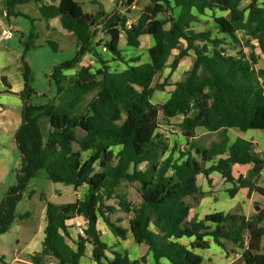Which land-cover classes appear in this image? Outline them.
I'll return each instance as SVG.
<instances>
[{"label":"trees","instance_id":"16d2710c","mask_svg":"<svg viewBox=\"0 0 264 264\" xmlns=\"http://www.w3.org/2000/svg\"><path fill=\"white\" fill-rule=\"evenodd\" d=\"M31 1L43 19H58L75 37L77 49L72 59L53 67L49 79L55 95L44 103L32 101L37 93L22 62L24 87L18 95L23 108L14 135L21 165L11 195L0 203V234L16 217L20 190L44 170L48 180L75 190L85 186L86 191L69 203L45 200L41 249L29 254L30 264H79L87 245L95 264L144 263L145 255L130 259L125 249H116L127 237L146 245L154 264H201L202 257L193 250L208 249L211 243L225 251L230 243L243 264H264V205L248 215L236 210L189 218L203 194L196 184L200 173L208 180L211 172L220 173L232 183L230 197L246 188L248 195L264 198L259 185L264 183V154L255 152L251 141H230L227 134L230 128L264 130V66L256 67L260 57L264 63V0H249L244 7L242 0H149L135 21L129 20L127 9L110 14L100 5L88 13L76 0H6V16L16 14V5ZM135 1L122 4L130 8ZM98 31L107 38L94 44ZM239 31L257 39L260 55L243 50ZM121 33L133 48L140 46L142 36L152 37L146 61L125 58L118 47ZM100 45L125 67L111 70L100 55L98 68L81 66L66 73ZM191 52L194 59L183 78L172 84L166 100L154 103L155 90L164 86L152 85L155 76L165 67L170 75ZM44 116L50 125L46 137L39 124ZM176 117L184 149L176 142L169 147L161 127ZM197 128L219 137L200 145ZM234 164L251 167L235 178ZM129 185H134L137 198L125 189ZM77 216L85 229L84 236L72 240L73 247L66 239L69 221ZM103 225L116 238L111 246L102 238Z\"/></svg>","mask_w":264,"mask_h":264},{"label":"rangeland","instance_id":"374dc122","mask_svg":"<svg viewBox=\"0 0 264 264\" xmlns=\"http://www.w3.org/2000/svg\"><path fill=\"white\" fill-rule=\"evenodd\" d=\"M78 1L84 12L95 13L102 5L107 12H115L117 10L129 11V20L135 18L140 10L149 2V0H137L134 6L130 8L123 6V0H76ZM121 1V2H120ZM6 0H0V32L6 28L11 32L10 38L0 42V73L7 74L13 78L17 71L21 72L22 62H26L30 71V85L37 93L32 95V101L36 103H44L52 99L55 95V86L49 75L55 65L70 60L75 56L77 45L75 37L64 30L58 21L54 22L56 28H47L48 21L43 19L37 9L36 4L26 2L18 4L14 7L16 14H6ZM249 0H242L241 7L247 5ZM117 9V10H116ZM104 10V11H105ZM105 11V12H106ZM21 13L22 15H20ZM51 20V19H50ZM214 32V31H213ZM101 35L103 34L100 32ZM215 33V32H214ZM243 43V50L249 52L251 49L260 55L257 47V39L250 34L238 32ZM107 38V35L104 36ZM51 42V43H50ZM152 43V38L144 39L140 47L133 48L126 45L124 34L119 37L118 47L123 55H129L139 52L142 60L148 59V45ZM91 52L83 55L81 61L72 69L66 71L67 74L74 73L79 67L90 66L92 69L98 67L99 56L105 53ZM177 50L174 51L176 53ZM227 52L233 53V50L227 49ZM97 53V54H96ZM194 56L191 52L189 56L184 57L177 69L170 75L169 68L165 67L162 72L157 74L152 85L164 84L163 88L155 90L152 101L154 103H162L169 96L172 90V84L183 78L184 71L189 69ZM119 60L111 61V70H120L124 67ZM264 66L263 58L260 57L256 67ZM180 118H174L170 124H162L163 132L168 137V145L171 147L176 142L180 149H184L186 144L182 138H179L176 124ZM40 128L43 137H46L50 128L49 118L41 117ZM197 128V143L207 146L210 142L218 139L217 133H211L206 130ZM10 162L5 163L0 169V203L10 196V188L16 185V173L20 169L21 158L15 143L10 142L8 145ZM76 147V145H75ZM126 190L129 191L133 198H137L134 185H129ZM84 191V190H82ZM84 192L77 193L72 185H66L60 182H53L46 178L44 170H40L37 175L32 178L29 183L20 190L19 200L15 202L16 217L10 228L0 234V264H30L29 254L41 249L43 239V228L45 226V200L61 204L73 202L79 196H83ZM256 201L264 205V198L255 193ZM110 200L109 203H114ZM111 235V234H110ZM264 244V237L262 239ZM18 259L14 261V259Z\"/></svg>","mask_w":264,"mask_h":264},{"label":"crops","instance_id":"0c3cea01","mask_svg":"<svg viewBox=\"0 0 264 264\" xmlns=\"http://www.w3.org/2000/svg\"><path fill=\"white\" fill-rule=\"evenodd\" d=\"M46 1L54 2V3L58 2V0H46ZM109 13L111 14L113 12H109ZM2 14H5V12H3ZM136 18L137 16L131 19V21H135ZM56 21H58L57 18H53L49 20L47 23V28H56L54 25V22ZM150 37L151 36L149 35H144L141 37V40L143 41L144 39H148ZM101 39H104V35L103 34L101 35V33L98 31L96 35L93 37L94 44ZM152 44H153V39H152V43L148 45V48ZM102 51H103V46L101 45L95 46V48L93 49V52L102 53ZM124 56L126 59L130 57L140 56L141 57L140 62L146 61V59L142 60V55L140 51ZM102 59L108 60L107 65L110 68H111L110 66L111 61L113 62L115 61L110 58V55H108L107 52L102 55ZM82 66H84V64H82ZM0 67H5V66L4 64H1ZM112 70H116V69H112ZM3 76L5 77L4 83H2L1 81V77ZM13 78L15 79V82H13L11 76L0 73V169L1 167H3L4 165L10 162L9 159L10 155L7 145L10 142L15 143L14 135L21 123V111L23 108V100L20 98L18 93L21 90H23L24 81L20 71H17V73L14 74ZM176 118H180V117H176ZM200 130H203V128H201ZM197 134L198 131H196V138H197ZM227 134L230 141H233L236 137H241L245 140L251 141L252 143H254L255 152L264 154V130L240 131L236 128H230ZM250 167H251L250 164H234L232 166V175L235 178L238 176H245ZM260 175L264 179V167L261 170ZM208 178L209 180L201 173L196 175V184L199 190L203 194L201 197L198 198V201L191 208L189 213V218H196L197 220H199L209 213H214V212L226 213L228 211H236V210H239L243 214L248 215L253 210L255 211L256 206L259 207L262 206L261 203L259 205H256V203L259 202L256 201L254 198L255 193L252 192L250 195H248L246 188H240L233 197H230L227 193V189L232 187V183L225 181L220 173L213 171L208 175ZM259 185H261L264 188V183H259ZM76 191L77 193L80 192L85 193L86 187L85 186L80 187ZM78 198H82V196H79L78 194ZM77 221L80 222L83 221L84 223L83 218L80 216L71 219L69 221V228H68L69 238L66 239L67 242L73 247L74 244L72 240L78 235V230L75 227V222ZM110 234H111L110 231L104 226L102 231V238L109 246L116 243V238L112 234L111 235ZM179 241L184 244H187L188 242L185 238H180ZM225 245L227 248L226 251L213 243H211L208 249H194L193 251L202 257L203 261L201 264H243V262L240 260L241 253L232 251V245L230 243H226ZM116 249H125L130 259H138L142 255H145L146 261L140 264H154L151 252L148 251L147 246L144 244H136L131 237H127V239L125 240H119V244L116 246ZM16 260L18 259L15 258L14 261ZM12 264H14V262ZM79 264H95V262L91 259L90 245L86 246L85 256L80 260Z\"/></svg>","mask_w":264,"mask_h":264},{"label":"built area","instance_id":"2783aa9c","mask_svg":"<svg viewBox=\"0 0 264 264\" xmlns=\"http://www.w3.org/2000/svg\"><path fill=\"white\" fill-rule=\"evenodd\" d=\"M127 23H129V21ZM10 36H11V32L8 31L6 28H4L0 32V42L3 40H7L8 38H10ZM103 51H106L105 47H103ZM75 227L78 230V234L84 236L85 221H84V223H83V221L82 222H80V221L75 222Z\"/></svg>","mask_w":264,"mask_h":264},{"label":"water","instance_id":"95a60500","mask_svg":"<svg viewBox=\"0 0 264 264\" xmlns=\"http://www.w3.org/2000/svg\"><path fill=\"white\" fill-rule=\"evenodd\" d=\"M259 208H260L259 206H256V207H255V210L257 211Z\"/></svg>","mask_w":264,"mask_h":264}]
</instances>
